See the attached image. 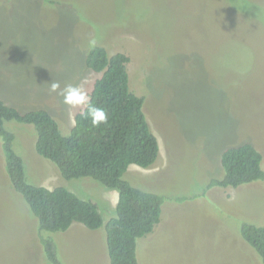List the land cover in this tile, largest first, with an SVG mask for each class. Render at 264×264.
<instances>
[{
	"label": "rangeland",
	"instance_id": "obj_1",
	"mask_svg": "<svg viewBox=\"0 0 264 264\" xmlns=\"http://www.w3.org/2000/svg\"><path fill=\"white\" fill-rule=\"evenodd\" d=\"M94 46L128 56L130 91L143 97L159 145L155 165L123 175L162 196L160 221L137 240L139 264H262L239 228L264 226V179L209 183L223 174V150L246 142L264 170V0H0V100L48 110L67 135L82 108L49 84L89 94L101 75L86 65ZM6 128L30 183L93 200L104 223L114 216L116 190L60 177L36 152L32 125ZM75 229L50 233L61 259L109 264L104 226ZM38 231L7 179L0 141V264H48Z\"/></svg>",
	"mask_w": 264,
	"mask_h": 264
},
{
	"label": "trees",
	"instance_id": "obj_2",
	"mask_svg": "<svg viewBox=\"0 0 264 264\" xmlns=\"http://www.w3.org/2000/svg\"><path fill=\"white\" fill-rule=\"evenodd\" d=\"M128 62L126 54L108 55L102 46H94L87 55V67L101 74L88 95L93 105L109 114L108 123L98 128L91 127L82 108L69 133L63 135L48 110L22 112L0 100V141L7 179L36 221L48 264H66L50 233L64 232L73 223L89 229L104 226L109 264H139L137 240L150 234L160 221L162 196L135 187L123 177L130 165L151 167L159 154L157 138L145 118L144 99L130 91ZM8 122L33 126L36 152L54 165L60 177H90L116 190L114 216L104 223L93 200L82 199L62 186L30 183L24 161L13 149L15 134L6 128ZM261 161V153L251 143L226 148L220 156L223 174L209 185L235 188L264 179ZM239 231L264 264V226L243 221Z\"/></svg>",
	"mask_w": 264,
	"mask_h": 264
},
{
	"label": "clouds",
	"instance_id": "obj_3",
	"mask_svg": "<svg viewBox=\"0 0 264 264\" xmlns=\"http://www.w3.org/2000/svg\"><path fill=\"white\" fill-rule=\"evenodd\" d=\"M49 91L62 97L63 104L83 108L84 115L90 121L91 127L98 128L100 125L108 123L109 114L104 108L93 105L90 96L81 87L66 84L61 88L59 82L53 81L49 84Z\"/></svg>",
	"mask_w": 264,
	"mask_h": 264
},
{
	"label": "crops",
	"instance_id": "obj_4",
	"mask_svg": "<svg viewBox=\"0 0 264 264\" xmlns=\"http://www.w3.org/2000/svg\"><path fill=\"white\" fill-rule=\"evenodd\" d=\"M155 164H156V163H155ZM155 164H154V165H155ZM130 166L132 167V165H130ZM130 166H129V168H128L127 171L130 170V168H131ZM135 166H137V165H135ZM127 171H126V172H127ZM117 199H118V198H117ZM116 202H117V200H116V197H115V200H114V204H115V205H116ZM115 205H114V207H115ZM114 207H113V208H114ZM75 227H79V228L82 227V228H85L82 224H79V223H73V224L71 225V227L68 229V231L71 230V229H73V230H71V232H72V231H76ZM62 260H63V259H62Z\"/></svg>",
	"mask_w": 264,
	"mask_h": 264
}]
</instances>
